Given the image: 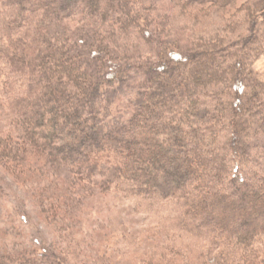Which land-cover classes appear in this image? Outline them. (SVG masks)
Here are the masks:
<instances>
[{"label": "trees", "instance_id": "1", "mask_svg": "<svg viewBox=\"0 0 264 264\" xmlns=\"http://www.w3.org/2000/svg\"><path fill=\"white\" fill-rule=\"evenodd\" d=\"M157 4L0 0V164L58 232L113 188L132 264H264V0L202 30Z\"/></svg>", "mask_w": 264, "mask_h": 264}, {"label": "rangeland", "instance_id": "2", "mask_svg": "<svg viewBox=\"0 0 264 264\" xmlns=\"http://www.w3.org/2000/svg\"><path fill=\"white\" fill-rule=\"evenodd\" d=\"M155 1L161 13H168L176 20L182 16H197L198 28L202 30L213 24L223 26L239 16L244 6L254 0H236L222 9L213 4L191 3L189 0ZM182 1L185 4L188 2L186 6L182 4L184 8L178 6ZM72 26L78 24L73 22ZM254 70L264 80V56L256 61ZM24 177L11 175L8 167L0 164V253L20 248L30 251L47 249L61 253L67 264L134 262L136 254L128 251L121 242L124 233L119 225L120 213L126 205H122L121 197L113 188L105 192L102 202L97 197L84 202L74 214V219L66 215V226L58 232L46 217V212L37 205L36 186L30 187L31 182H25ZM145 237L150 238L149 235ZM151 239L148 242L154 241Z\"/></svg>", "mask_w": 264, "mask_h": 264}]
</instances>
